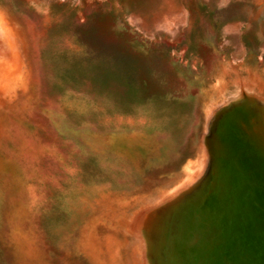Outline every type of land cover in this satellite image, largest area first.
Listing matches in <instances>:
<instances>
[{"label":"rangeland","instance_id":"rangeland-1","mask_svg":"<svg viewBox=\"0 0 264 264\" xmlns=\"http://www.w3.org/2000/svg\"><path fill=\"white\" fill-rule=\"evenodd\" d=\"M209 46L264 58V0H0V264L189 263L187 227L176 244L158 224V246L127 217L190 158L207 168L204 116L194 132L188 106L138 93L183 97L173 63Z\"/></svg>","mask_w":264,"mask_h":264},{"label":"water","instance_id":"water-1","mask_svg":"<svg viewBox=\"0 0 264 264\" xmlns=\"http://www.w3.org/2000/svg\"><path fill=\"white\" fill-rule=\"evenodd\" d=\"M230 96L209 117H203L200 148L210 159L207 168L190 158L160 188L154 203L136 206L127 217L131 229L143 226L144 219L146 244L150 236L160 246L156 239L159 225L166 227L176 244L178 234L187 227L186 234L194 238L188 264H196L198 258L197 230L209 264H213V254L225 249L231 251L230 258L238 253L242 256L239 264H264V100L243 91L234 99ZM197 203L203 205L198 226ZM158 216L166 219V224L149 223L150 217Z\"/></svg>","mask_w":264,"mask_h":264},{"label":"crops","instance_id":"crops-1","mask_svg":"<svg viewBox=\"0 0 264 264\" xmlns=\"http://www.w3.org/2000/svg\"><path fill=\"white\" fill-rule=\"evenodd\" d=\"M208 48L220 55L210 69L198 55L195 61H184L182 58L173 63L174 81L183 89V97L179 94L163 92H153L146 96L149 101L162 105L170 101L169 103L175 104L176 107L179 106L173 110V113H181L180 104L188 106V110L185 111L189 114L192 112L194 132L197 130V113L199 112L202 117H209L216 107L228 98L231 89L247 92L253 96L261 95V90L264 89V58L257 52L248 47L241 58H234L221 47ZM153 82L154 84L151 85L165 84L162 79L157 78H154ZM143 95L142 92L138 93V98L144 97Z\"/></svg>","mask_w":264,"mask_h":264},{"label":"flooded vegetation","instance_id":"flooded-vegetation-1","mask_svg":"<svg viewBox=\"0 0 264 264\" xmlns=\"http://www.w3.org/2000/svg\"><path fill=\"white\" fill-rule=\"evenodd\" d=\"M198 47H200L199 45H198ZM211 47V46H210ZM214 50L212 49V56H210V58H207V59H203L202 58V56H201V54H200V51L199 50H194L193 51V55H194V57L195 58H197V55L200 57V58H202V60L205 62V66H207V68L208 69H210L211 68V66H213V64L218 60V58H220V55L218 54V53H214L213 52ZM195 60V59H194ZM184 61H189V62H191V61H193V58H190L189 60H186L185 58H184ZM141 70V69H140ZM150 87H152V88H150ZM149 88H147V89H145L144 91V94L147 92L148 93V95L149 94H151V93H157V92H162L161 91V89L159 88V87H161L162 89H163V87L161 86V85H157L156 87H154L153 85H151Z\"/></svg>","mask_w":264,"mask_h":264}]
</instances>
